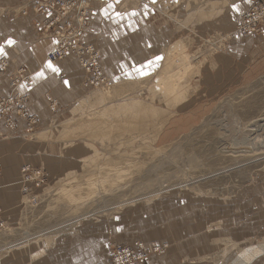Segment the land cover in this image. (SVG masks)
<instances>
[{
    "label": "rangeland",
    "instance_id": "obj_1",
    "mask_svg": "<svg viewBox=\"0 0 264 264\" xmlns=\"http://www.w3.org/2000/svg\"><path fill=\"white\" fill-rule=\"evenodd\" d=\"M130 2L116 11L121 19L146 21L130 27L131 39H120L119 66L122 55L146 65L130 72L115 66L106 75L101 51L98 78L82 71L81 93L66 115L35 131L34 159L20 165L0 205V264H39L38 254L58 264L77 232L97 235L105 264L117 246L130 264L180 245L185 259L188 234L197 249L198 237L224 223L228 210L243 216L256 210L253 242L264 244V59L228 51L235 33L244 39L263 33L264 0L230 7L229 0ZM76 12L59 23L77 28ZM53 19L44 33L53 34ZM81 40L100 52L83 32ZM67 57L76 61L48 59ZM13 73L10 92L0 97V119L12 126L11 114L22 113L27 101L18 83L30 87L32 76ZM247 139L257 145L245 152ZM136 243L147 253L142 263Z\"/></svg>",
    "mask_w": 264,
    "mask_h": 264
},
{
    "label": "crops",
    "instance_id": "obj_2",
    "mask_svg": "<svg viewBox=\"0 0 264 264\" xmlns=\"http://www.w3.org/2000/svg\"><path fill=\"white\" fill-rule=\"evenodd\" d=\"M246 1L248 0H229L232 2L229 7L233 4L246 3ZM29 3H31L30 0ZM20 4L21 0H0V97L10 92V76L14 74L13 72L24 69L27 74H32L30 87L18 83L19 92L27 99L21 104L24 112L11 114L13 126L7 124L4 119H0L2 170L0 205L9 200L4 193L5 187L17 178L20 165L34 159L35 131L43 129L53 120L58 121L61 116L66 115L65 108L68 103L73 102L76 95L81 93L83 69L78 63L71 57L55 63L48 59L49 50H52L55 41L50 34H41V32L48 28L47 25L53 19L54 14H39L30 9L23 14L20 13ZM92 4L93 8L84 27L83 39L90 43L94 41L101 49L100 53L102 51L101 56L103 54L105 66L104 73L106 75L115 74L112 73L115 66L118 72H130L128 70L131 66L146 65L144 61L138 63L122 55L120 62L123 65L119 66V58L116 54L117 49H120V39L122 41L126 37L131 39L130 27L137 25L144 27L146 17L121 19L124 18L123 15L116 11H121L127 5L130 6V0H101L99 3L92 2ZM121 25L128 27V33L119 32L120 28L116 30ZM8 41L12 43L9 44ZM123 48L128 50L129 44L127 43ZM136 48L138 49V46ZM230 50H240L243 54L250 51L255 57L264 59V31L258 38L249 39H244L235 33L228 46V51ZM46 94L55 101L56 107H50ZM29 121L34 122L32 129L28 125ZM240 212L228 210L224 217L225 222L220 221L217 229L213 228L209 232L204 230L198 237V240L202 242L197 249L194 240L188 234L185 259L181 257L184 251L180 245L181 248L171 247L167 256H160L145 264H264V244L253 242L259 235L257 228L254 230L252 226L253 220L257 219L258 212L256 210L245 211L244 216ZM244 217L252 218V220H244ZM243 221H247L249 226H243ZM71 238L69 245L64 247L66 251L60 255L64 260L58 264H105L98 250L97 235L93 236V233H90L83 236L81 232H77ZM214 238L216 242L212 243ZM251 248L255 251L244 260L242 252ZM37 256L39 264H49V256L45 257L40 254ZM106 263L109 264L108 257Z\"/></svg>",
    "mask_w": 264,
    "mask_h": 264
},
{
    "label": "built area",
    "instance_id": "obj_3",
    "mask_svg": "<svg viewBox=\"0 0 264 264\" xmlns=\"http://www.w3.org/2000/svg\"><path fill=\"white\" fill-rule=\"evenodd\" d=\"M21 0L22 8L28 10H32L35 13L45 14V13H53L54 21L51 22V26L55 27V23H58L56 29L53 34L50 35L54 39V47L50 53L51 58L53 59H61L65 57L67 54L75 53L77 59L80 64L85 68L86 72H93V79L98 78L96 73L99 72V66L97 65V61L99 58L98 50L91 44L83 43L81 40L83 28L87 23L89 11H90V3L92 1L98 0ZM27 3L31 4L28 5ZM27 4V5H26ZM26 6V7H25ZM76 12L71 20L76 19V23L78 25L77 28L72 27L71 21H65L59 23V19L69 15L72 12ZM23 12V11H22ZM261 12L264 13V8L261 9ZM244 29V28H243ZM45 32V29L42 31V34ZM97 71V72H95ZM91 80V81H92ZM115 258L112 260L111 264H122L121 262H117V255H121L128 253L123 249L122 251H116ZM126 264H130V258H126ZM129 260V261H128ZM133 264V262L131 263Z\"/></svg>",
    "mask_w": 264,
    "mask_h": 264
},
{
    "label": "bare ground",
    "instance_id": "obj_4",
    "mask_svg": "<svg viewBox=\"0 0 264 264\" xmlns=\"http://www.w3.org/2000/svg\"><path fill=\"white\" fill-rule=\"evenodd\" d=\"M92 2H94V1H92ZM28 4V3H27ZM26 4V5H27ZM31 5V4H30ZM26 7V6H25ZM20 10H23V11H25L26 9L24 8H22V6H21V4H20ZM96 48V47H95ZM53 49V48H52ZM97 49V48H96ZM98 50V49H97ZM52 51V50H51ZM98 52H99V50H98ZM99 54H100V52H99ZM67 55H72L74 58H75V60L77 61V63L80 65V67L83 69V71H85V68L80 64V62H79V60L77 59V56H76V54L75 53H71V54H67ZM66 55V56H67ZM65 56V57H66ZM49 58H51V56H50V54H49ZM64 58V57H63ZM63 58H61V59H63ZM52 60H55V59H53V58H51ZM61 59H57V60H61ZM97 65H98V62H97ZM99 70V69H98ZM162 80V79H161ZM234 121V120H233ZM241 143V142H240ZM240 143H238V144H235L236 146L237 145H239ZM257 145V142L255 141V140H253V139H247V141H246V143L245 142H243L242 143V146H241V149L242 150H246V151H250V150H253L254 148H255V146ZM245 151V152H246ZM136 246L137 247H139V248H143L140 244H138L137 245V243H136ZM123 248H121L120 246H117V247H115V250L116 251H120V250H122ZM116 251H114V254L116 255L117 253H116ZM255 250L253 249V248H251V249H248V250H244L243 252H242V256H243V259L244 260H246V259H248L249 257H250V255H252L253 254V252H254ZM140 263H142V260H143V258H146L147 257V253L145 252V250H144V248H143V250L141 251V254H140ZM114 259V258H113ZM112 259V260H113ZM112 260L109 262V264H111V262H112ZM126 262V260H123V261H121L120 259H118L117 258V261L115 262V263H117V262H121L122 264H124L125 262ZM129 261V260H128ZM130 261H132L131 259H130ZM135 263V262H134ZM137 264V263H136Z\"/></svg>",
    "mask_w": 264,
    "mask_h": 264
},
{
    "label": "snow or ice",
    "instance_id": "obj_5",
    "mask_svg": "<svg viewBox=\"0 0 264 264\" xmlns=\"http://www.w3.org/2000/svg\"><path fill=\"white\" fill-rule=\"evenodd\" d=\"M8 43L11 44L12 41H8ZM49 67H51V65H49ZM53 70L55 71V69H53ZM65 83H67V81Z\"/></svg>",
    "mask_w": 264,
    "mask_h": 264
}]
</instances>
